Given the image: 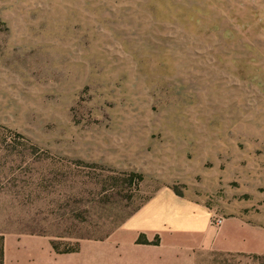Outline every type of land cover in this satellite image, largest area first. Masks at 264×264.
Listing matches in <instances>:
<instances>
[{
	"label": "rangeland",
	"instance_id": "1",
	"mask_svg": "<svg viewBox=\"0 0 264 264\" xmlns=\"http://www.w3.org/2000/svg\"><path fill=\"white\" fill-rule=\"evenodd\" d=\"M0 264H264V0H0Z\"/></svg>",
	"mask_w": 264,
	"mask_h": 264
},
{
	"label": "crops",
	"instance_id": "2",
	"mask_svg": "<svg viewBox=\"0 0 264 264\" xmlns=\"http://www.w3.org/2000/svg\"><path fill=\"white\" fill-rule=\"evenodd\" d=\"M189 210H188V214L190 217H192L191 215L193 214L191 211L196 210L197 208L189 205L188 206ZM209 218L208 215L205 213L202 216V223L197 222H190V226L192 228H195V232L197 233V238L195 239L196 244L195 245H189V248L192 247H196L199 246L200 248L203 249H207V250H211V249H219V250H224V251H241L244 252L245 250L247 251L248 249L245 248V246L243 245V242H238L236 244H229V243H225L224 241L219 240V237H216V233L214 232L213 229H211V227L209 226ZM167 224H171V222L167 223ZM173 227V226H172Z\"/></svg>",
	"mask_w": 264,
	"mask_h": 264
},
{
	"label": "built area",
	"instance_id": "3",
	"mask_svg": "<svg viewBox=\"0 0 264 264\" xmlns=\"http://www.w3.org/2000/svg\"><path fill=\"white\" fill-rule=\"evenodd\" d=\"M213 222H214V225L219 227L223 224L224 222V219L221 218L220 216H215L214 219H213Z\"/></svg>",
	"mask_w": 264,
	"mask_h": 264
}]
</instances>
